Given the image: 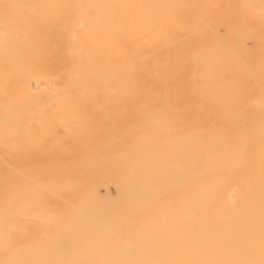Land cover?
<instances>
[{
	"label": "bare ground",
	"instance_id": "6f19581e",
	"mask_svg": "<svg viewBox=\"0 0 264 264\" xmlns=\"http://www.w3.org/2000/svg\"><path fill=\"white\" fill-rule=\"evenodd\" d=\"M0 264H264V0H0Z\"/></svg>",
	"mask_w": 264,
	"mask_h": 264
},
{
	"label": "rangeland",
	"instance_id": "374dc122",
	"mask_svg": "<svg viewBox=\"0 0 264 264\" xmlns=\"http://www.w3.org/2000/svg\"><path fill=\"white\" fill-rule=\"evenodd\" d=\"M88 96H89V100L86 99ZM88 96H87V97L85 96L86 98H84V96H83L84 99H83V98H82V99H83V100L86 99L87 102L89 101V102H88V103L90 104L89 106H88L87 104H85V103H87L86 101H82L81 99H79L80 97H75L74 99H73V98H61V100H58V99H60V97L55 96V98H54V97H47V96H42V95H41V97L39 96V97L37 98V100L35 99L37 96L34 97L33 99H35V100H33V102H35V103H36V102H40V101H38V99H39V100H42L41 102H43V101L53 102V100H55V102H67V101H68V102H77L78 99H79V102H82V103L84 102L83 105H80L79 107H81V108L85 107V108H86L85 105H87V109H89V110H87V112L85 113L86 117H88V116H89V117L86 118V119H84V120L81 119V120H82L81 122H82L84 125H85V123H87L85 120H87L88 122H89L90 120H91V122L93 121L92 118L90 117V115H91V116H94L93 119H95V117L98 118V119H100V120H96V119H95V120L98 121V122H100L101 124H105V122H106V123L108 122V119H110V118H114V117H115V115L112 114V108H113V107H111V109H110V107L108 106L109 104L111 105L110 102H107V101H109V98H110V97H108L107 101H105V99H106L107 97H104V96H103V98H101L102 96H100V98H99V97H97V95H95L94 98H96V97L99 98V101H100V100H103L102 102L100 101V102L98 103V106H100V109H99V108L97 107V105L94 107V105H92L93 102L91 103V101L94 100L93 96H92V97H91V95H88ZM81 97H82V96H81ZM76 98H77V99H76ZM90 98H92V100H90ZM104 98H105V99H104ZM43 99H44V100H43ZM62 99H63V100H62ZM66 99H67V100H66ZM70 99H71V101H70ZM75 100H76V101H75ZM96 100H97V99H96ZM110 100H111V101H114V99H110ZM31 101H32V100H31ZM116 101H118V100H116ZM119 101H120V100H119ZM122 101H123V100H122ZM131 101H132V100H131ZM133 101H134V100H133ZM137 101H140V100H137ZM142 101H144V100H142ZM160 101H162V100H160ZM168 101H170V100H168ZM96 102H98V100H97ZM96 102L94 101V103H96ZM103 102H104V104H103ZM106 102H107L108 104H107ZM114 102H115V101H114ZM120 102H121V101H120ZM100 103H101L103 106H106V107L108 108V110H106V107L101 109V106H102V105H101ZM105 103H106V104H105ZM90 106L94 108V110H93L94 113H95V110H97L98 113L96 112V113L94 114V113L92 112V110H91L92 108H88V107H90ZM77 107H78L77 105L75 106V108L73 107V108H72V109H73L72 111H70L71 108H70V110L67 109V110H69V111L72 113V115H73V117L69 119V120H72V121H67V123H68V122L71 123V124L68 123V124H70V125H68L70 128L68 127L67 129H70V130H69V131L67 130V132H70V131H71V133H72V134L74 133L75 135H74V134L71 135V133H66V134H65V129L62 130L64 133L61 132V128H59L61 124H60V125H57V126L55 125V126H56L57 128L60 129L59 132L62 133V135H60V133L57 134V135H56L55 133H54V134L52 133L53 136H50V133H51L52 131H51V132L49 131V134H48V135H43V134H41V133L39 134L38 131H33V133H32L31 136H30V139H28V140H26V141H23V142H26V143H27V142H30V143L32 144V145L30 144V145H31L30 148L32 149L31 152H32L33 154L30 152V156L33 155V157H34V155H35L34 158L40 157V156H38V155H40V154H38V152L40 153V150H41V151H42V150L45 151L44 149H45L46 145H50V144H52V145L49 146V147L51 148V150H50V151H51V156H53V152H54L55 156L58 155V157H59V156L61 155L60 158H62V154H63V153H62V152H63L62 149H63L65 146L67 147V143H69V145H70V142H69V141H66V142H67V143H66V142L64 141V139H65V140H66V139L69 140V138H70L69 136H71V138H70V140H71V142H72L71 144H73V143H74V144H78V142H79L80 144H78V145H82V146H83V142H84V140L82 139L81 141H79V139H81L80 136H83V134H84V135H85V134H89V135H88V136H89V137H88L89 139H90V135L92 134V135H91L92 140H93V136H94V135H96V136L100 135V134H98V132H97L98 130L95 131V132H97V134L94 133V135H93V133L91 132V130H92V131L94 130V128H92L93 126H96V127H97V125H94V123H95L96 121H95V122H92V126H90V127H87V126L85 125L84 127H85L86 129L89 128V131H87V132L85 131L86 133H83V132H84V131H83V128H84V127H82L83 124H82V123L79 121V119H78V117H79V118H82V117H80V115L82 114V113H80V112H82L83 110L81 109V111L79 112L80 109H78ZM96 108H97V109H96ZM109 109L111 110L110 112H109ZM126 109H128V108H126ZM48 110H49V108L46 107L44 110H42V114H41V115H44V113L46 114ZM77 110H78V113H79V114H77V112H76ZM85 110H86V109H85ZM99 110H100V111H99ZM101 110H104V112L101 111ZM113 110H114V108H113ZM65 111H66V110H65ZM105 111H106V112H105ZM84 112H85V111H83V117H84ZM89 112H91V113H89ZM34 113H36V115H37V117H38V113L32 111V112L29 113V117H28L30 120H31L32 118H34V116H31V115L34 114ZM88 114H89V115H88ZM25 115H26L25 118H27L28 115H27V114H25ZM74 115H76L77 117L74 118V117H75ZM78 115H79V116H78ZM87 115H88V116H87ZM98 116H99V117H98ZM102 116H103L104 118H103ZM101 117H102V119H101ZM38 118H39V117H38ZM38 118H37V119H38ZM84 118H85V117H84ZM89 118H91V119L89 120ZM34 119H35V121H36V118H34ZM39 119H40V120H39ZM39 119H38V121L40 122L42 119H44V117L41 116ZM75 119H76L77 121H79L80 123L78 122V123L75 124ZM101 120H104L105 122L103 121V123H102ZM33 121H34V120H31L32 123H33ZM35 121H34V123H35ZM38 121H37V123H38ZM77 121H76V122H77ZM112 121H113V119L109 121L110 123L108 122L109 124H108V123H107V124H108V125H111ZM31 122H30V124L27 125V126H28V127H31V128L33 127V129L35 130V129L37 128V127H35L36 124L33 126V124H31ZM72 122H73V123H72ZM62 124H63V123H62ZM65 124H66V122H64V125H63L64 128L67 127V125H65ZM77 124L81 125V128H78V125H77ZM95 124H98V126H100V124L97 123V122H96ZM71 125H73L74 127H71ZM87 125H89V124H87ZM36 126H37V125H36ZM38 126H40L39 123H38ZM58 126H59V127H58ZM63 126H62V127H63ZM65 126H66V127H65ZM101 126H102V125H101ZM105 126H106V127H105ZM105 126H102L103 128L101 127L102 130L99 129V127H98V128L95 127V128L101 130V131H100L101 133H104L106 130H108V128L110 129V126L108 127L106 124H105ZM34 127H35V128H34ZM72 128L75 129V130H72ZM85 128H84V130H85ZM91 128H92V129H91ZM59 129H58V130H59ZM79 129H80V130H79ZM81 129H82L83 132L81 131ZM96 129H95V130H96ZM104 129H106V130H104ZM50 130H51V129H50ZM53 130H54V129H53ZM58 130H57V133H58ZM103 130H104V132H103ZM80 131H81V133H80ZM53 132H55V130H54ZM100 132H99V133H100ZM79 133H80V135H79ZM82 133H83V134H82ZM106 133H107V131H106ZM106 133L102 134V136L104 135L103 137H105L106 140L100 138V140H101L102 143L99 142V139H98L100 136H98V138L96 137V138L98 139V140L96 139V140H97L96 142H95V139L93 140L94 143H95V146H94V147H96V143H97V142H99L100 145L103 144V145H101V146L103 147V148H102V147L97 143V146H98V147H96V149L98 148L97 151L100 150V151H99L100 153L97 152V151H95L96 149H95L94 147H92V146L94 145L93 141L91 142V140H89V139L87 140V141H90L91 143H93L92 146H91L90 142L88 143L89 146H88L87 143L85 144L86 141L84 142V144L87 145V147L84 146L83 148H84L85 150L82 148L83 151H82V149H81L80 151H78V154H79V152L82 151V154H83L84 156H83L82 154H80V155H82L83 157H85V158L81 157V159H82L83 161L79 159L80 156H78L77 151H76V149H79L78 147H76V146H78V145H74V144H73V145L75 146V148H76L75 150H72V148H70L69 145H68V148H65L64 151L66 152V154H68V153H67V150L69 151V148H70V151H71V150L73 151L72 153H74V151H75L74 155L77 154V155H75L74 157L77 158L79 161H81V162H79V161H78L77 159H75L74 157H73V158H70V159H72V163L70 162V164H74L75 166H77V169H78V168H79V170L81 169L79 172H82V173H78V170L76 171V167L73 165V166H72L73 168H71V169H73V170H71L72 172H71V171L67 172L68 170L66 171V172L68 173V175L71 174V173H74L75 175L72 174L71 176L74 175L73 177H78V175L81 176V174H83V176H84L85 174H86V175H90V174H91L90 176L92 177V175L94 174V169H95V171H97V168H96L97 166H103V164H106V163L102 162V161H105V160H104L105 157H102V155H105V154H106V155L108 156V153H109L110 159H109L108 157H106V160L109 159L110 161H112V162H113V163L111 162V163H112V167L115 168V167H114V164L117 162L116 157H118V156L115 155V153H114V154H111V152H112V153L114 152V150H115L114 146H116V144H120V143H119L120 141H119V142L116 141V143H115V139H114V140H113L114 142H113L112 139H111L112 135H111L110 131H108L107 134H106ZM109 133H110V134H109ZM37 134H38V135H37ZM63 134H64V135H63ZM68 134H69V136H68ZM76 134H77V135H76ZM108 134H109V135H108ZM42 135H43V137H40V136H42ZM54 135H55V137H54ZM110 135H111V136H110ZM60 136H61V137L63 136L64 144H63V141H62V142L60 143V145H61V144H62V145L60 146V149H59V147H58L59 144H58L57 147H56V145H54V144H55L57 141L60 140ZM73 136H74V137H73ZM108 136H109V138H108ZM58 137H59V138H58ZM75 137H76V139H75ZM85 137H86V136H84L83 138H85ZM94 137H95V136H94ZM103 137H102V138H103ZM16 138H17V139H16L17 142H19V138H18V137H16ZM39 138H41V139H45V140H44L45 142H43L42 144H41V142H40V144H41L43 147H41V145H40L39 151H36V152H35V150L38 149L37 147H38L39 145H37V143H34L33 140H35V139H36V141H37V140H40ZM52 138H53V139H52ZM73 138H74V139H73ZM46 139H47V140H46ZM61 139H62V138H61ZM86 139H87V138H86ZM53 140H54V141H53ZM72 140H74V141H72ZM104 140H105V141H104ZM109 140H110V143H109ZM32 141H33V142H32ZM42 141H43V140H42ZM47 141H48V143H47ZM82 141H83V142H82ZM106 141H107L108 143H107ZM111 141H112L113 143H112ZM38 142H39V141H38ZM54 142H55V143H54ZM76 142H77V143H76ZM81 142H82V143H81ZM104 142H105V143H104ZM49 143H50V144H49ZM57 143H58V142H57ZM111 143L113 144L112 146H111ZM121 143H122V142H121ZM109 144H110V145H109ZM36 145H37V146H36ZM63 145H64V147L62 148ZM105 145H106V148H105ZM70 146H71V145H70ZM74 146H73V148H74ZM99 146H100V147H99ZM107 146H108V148H110V150L107 149ZM71 147H72V146H71ZM80 147H81V146H80ZM89 147H90V149H89ZM112 147H113L114 149H113ZM117 147H118V146H117ZM119 147H121V145H120ZM57 148H58V149H57ZM86 148H87V149H86ZM93 148H94V152H93ZM104 148H105V150H104ZM66 149H67V150H66ZM58 150H60L62 154H60V151H58ZM86 150H87V151H86ZM90 150H91V152H90ZM50 151H48V152L50 153ZM70 151H69V153L71 154ZM85 151H86V152H85ZM103 151H104V152H103ZM108 151H111V152H108ZM45 152H46V151H45ZM88 152L91 154L90 156H89V153H88ZM96 152H97V154H95ZM101 152H102V153H101ZM34 153H35V154H34ZM36 153H37V154H36ZM56 153H57V154H56ZM84 153H85V154H84ZM98 153L101 154V155H99ZM43 154H44V153H43ZM110 154H111V155H110ZM41 155H42V152H41ZM44 155H45V154H44ZM44 155H43V156H44ZM68 155H69V154H68ZM85 155H87L88 157L85 156ZM106 155H105V156H106ZM43 156L41 157V159L39 158V160H43V162L39 161L38 158H37L36 161H39L40 164H41V163H42V164H43V163H44V164H47V163L49 162V161H48V160H49L48 158H50V157H48L49 155L47 156V161H46L47 163H46V162H45V160H46V159H45V158H46V155H45V158H43ZM55 156L52 157V158H50V159L52 160V163L55 162V159H54V158H56ZM64 156H65V155H64ZM64 156H63V157H64ZM66 156H67V155H66ZM72 156H73V154H72ZM72 156L69 155V157H72ZM76 156H77V157H76ZM91 156H92V157H91ZM94 156H95V158H94ZM96 156H97V158H99V156H101L102 158H100V159H96ZM112 156H113V158H112V160H111V157H112ZM90 157H91V158H90ZM29 158H30V157H29ZM31 158H32V157H31ZM34 158H33V160H34ZM66 158H68V156L65 157V161H64V159H62V160H60V159L57 160V159H56V162L58 161L57 163H60V161H61V162L63 161V162L66 163V161H69V160H70V159L67 160ZM86 158H87V159H86ZM88 158H89L90 160H89ZM121 158H122V159H121ZM17 159H18V161H19V157H18ZM73 159H75V160H73ZM85 159H86V161H85ZM91 159H92V161H91ZM95 159H96V160H95ZM114 159H115V160H114ZM33 160H32V161H33ZM76 160H77V161H76ZM98 160H99V161H98ZM118 160H121L119 163L122 162L121 165H123V166L126 167V165H124L125 162H123V157H118ZM34 161H35V160H34ZM34 161H33V162H34ZM53 161H54V162H53ZM87 161H88V162H87ZM39 162H38V163L35 162L34 165L37 164V165L40 166ZM56 162H55V163H56ZM83 162H84V164H83ZM100 162H102V163H100ZM114 162H115V163H114ZM67 163H69V162H67ZM80 163H82V164H80ZM87 163H88V164H87ZM89 163H91L92 166H93V167L95 166V167L93 168V167L91 166V164H89ZM97 163H99L100 165L97 164ZM123 163H124V164H123ZM85 164H86V165H85ZM93 164H94V165H93ZM78 165H79V167H78ZM80 165H81V166H80ZM84 165H85V167H84ZM108 165H110V164H108ZM121 165H120L117 169H118L119 171L123 172V171H125V168H124L123 166H121ZM88 166H90V167H92V168H90V167H88ZM41 167H42V166H41ZM80 167H82V168H80ZM86 167H87V169H85ZM89 168H90V169H89ZM121 168H122V169H121ZM74 169H75V170H74ZM82 169H84V171H82ZM91 169L93 170V173H92V170H91ZM86 170L89 171V172L87 171L88 174H87ZM114 170H115V169H114ZM122 170H123V171H122ZM73 171H75V172H73ZM112 171H113V170H112ZM126 171H127V170H126ZM126 171H125V172H126ZM90 172H91V173H90ZM125 172H124V173H125ZM67 173H65V174H67ZM84 173H85V174H84ZM89 173H90V174H89ZM113 173H114V171L111 172V174H113ZM119 173H120V172H119ZM63 174H64V173H63ZM65 174H64V175H65ZM95 174H97V173L95 172ZM76 175H77V176H76ZM86 175H85V176H86ZM83 176H82V177H83ZM88 177H89V176H88ZM93 177H94V176H93ZM104 179H105V178H104ZM109 182L114 183V182H112V181H109ZM114 185H115V187L117 186V184H115V183H114ZM107 186H108V188H109V194H110V196H111V195H114V196H115L114 201H115L116 198L119 199V200L116 199V201H118V202L120 201V199H123V198L116 197L117 192H119V191H117L116 193H115V191L118 190V189H117L118 187L115 188V189H116V190H115V189H112V188H111L112 184L109 183V185H108V183H106V187H107ZM108 188H107V191H108ZM113 188H114V187H113ZM119 193H120V192H119ZM119 193H118L117 196H120V195H121V194L119 195ZM109 194H108V195H109ZM85 197H87L86 199L89 200V201H91L92 199L96 201V197H95V199H94L93 196H91V197H93V198H91V197L89 196V197L91 198V200H90V198H89L88 196H85ZM98 197H99V196H98ZM111 198H113V196H112ZM97 199H98V198H97ZM99 199H100V198H99ZM93 200L91 201L92 203H93ZM108 200H110L109 196H108ZM108 200H107V201H108ZM114 201H113L112 203H115ZM122 201H123V200H122ZM87 202H88V201H87ZM118 202H117V203H118ZM89 203H90V202H89ZM121 203H122V202H121ZM114 230H115V229H114ZM63 240H64V238H61V241H63Z\"/></svg>",
	"mask_w": 264,
	"mask_h": 264
}]
</instances>
